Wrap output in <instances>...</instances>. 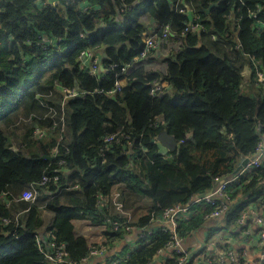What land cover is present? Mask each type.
Returning a JSON list of instances; mask_svg holds the SVG:
<instances>
[{
	"label": "trees",
	"instance_id": "obj_1",
	"mask_svg": "<svg viewBox=\"0 0 264 264\" xmlns=\"http://www.w3.org/2000/svg\"><path fill=\"white\" fill-rule=\"evenodd\" d=\"M56 1L42 8L8 0L0 13V264H80L93 248L78 232L82 221L103 230L109 250L141 233L108 262L180 264L175 252L160 256L173 242L165 212L238 175L214 205L198 202L178 221L184 242L218 220L207 233L216 246L193 258L204 253L199 262L219 264L217 250L234 251L218 243L220 231L243 233L240 221L264 206V162L235 173L264 138L257 75L264 73V0ZM121 4L132 11L120 13ZM152 19L171 28L168 42L180 43L162 59L166 72L140 63L123 73L143 50ZM192 24L203 29L189 32ZM91 49L105 51L102 79L79 61ZM122 79L115 96L95 94ZM65 89L86 95L66 100ZM162 136L167 154H160ZM27 191L36 192L34 201L22 199ZM51 243L67 254L63 261L46 257Z\"/></svg>",
	"mask_w": 264,
	"mask_h": 264
},
{
	"label": "built area",
	"instance_id": "obj_2",
	"mask_svg": "<svg viewBox=\"0 0 264 264\" xmlns=\"http://www.w3.org/2000/svg\"><path fill=\"white\" fill-rule=\"evenodd\" d=\"M36 2V4H39L42 6V8L47 7L48 5H51V3L48 0H45V2H42L43 0H34ZM88 9V7L86 8V10ZM120 13H127L132 11L133 7L129 6L127 4H121L120 6ZM182 11V10H181ZM252 18H256L257 14L254 13L251 15ZM160 28V31L158 32ZM203 27L198 25V24H192L189 26V32L190 31H199L202 30ZM158 30L154 32L153 35H148L147 38L144 40V48L141 51L140 55L135 59L134 61V66L132 67H123L122 68V72H127L130 69L133 70L132 68L135 67V65L142 63L141 61L146 60L149 57V54L153 51H155L156 49L159 48L160 44H163L165 41H168L172 36V30L169 26H163V27H158ZM52 44H56V41L53 40ZM51 44V45H52ZM48 44L44 45V43H41L42 49L46 50L48 48ZM88 56H91L90 51H87L85 53H82L80 56V62L81 65L87 69L90 68L85 62L84 59ZM117 65H111L110 68L114 69L116 68ZM95 72V67H92V69L90 68V73L94 75ZM258 75V83H264V73L258 71L257 73ZM123 80L118 82V84L116 85V88L112 91H108V92H104L103 90H99L96 91L95 94H106L108 96H115L122 84H123ZM163 85L160 84V86H153L152 90H151V94H154L156 92H159L162 90ZM64 92L66 93V100L69 99H74V98H81L84 97L86 95L85 92H81L77 89L74 90H67L65 89ZM37 133L40 134L41 137L44 136V131L41 130H37ZM113 137L111 138H107L106 141H112ZM256 155V154H255ZM264 162V142L262 141L260 144L259 149L257 150V156L251 160L242 170L241 174L243 173L244 169H252V168H256L259 167L262 163ZM48 181L47 178H44L43 183H46ZM239 181V176H235L233 178L227 179V180H220V179H216V188L214 190H212L211 192L205 194V197L203 198H198L196 197L189 205L187 206H181V205H177L174 208L168 209L165 214H164V221L165 224L169 226V228L171 229L172 233H173V242L168 246V248L166 250H163L160 254L161 257H165L169 254H171L172 252H175L180 259V264H186L189 260V258H193L192 254H189L186 249L183 246V242L181 239L178 238L177 236V226H178V221L181 218H188L191 214H193V210H192V206L198 202L201 201H206L207 203H210L211 205L215 204L214 201V197H223V195H225V188L227 185L234 183V182H238ZM36 198V192L35 191H27L22 195V199L24 200H28V201H34ZM118 209H121V205H118ZM221 212H216L213 213L210 217L212 219H217L218 217H220ZM249 217V215L245 216L241 221V225L245 226V229L242 233V238H244L246 241H249L251 239H253V237H256L257 241L260 242V261L258 262H254V263H250L248 262L247 258H246V254L242 255V258L245 260V264H263L264 262V218L263 215H261L259 217V215H257L256 217V225L257 227H255L254 229L249 228V226L246 224V220ZM117 228V227H116ZM256 231V233H255ZM135 232V231H134ZM141 235V233L139 234ZM104 240L102 239V237L100 239H98L96 242H93V248L91 249L89 255L87 257H85L82 262L80 264H86L91 262L94 259H98L101 257H104L108 252H109V248L103 246L101 243ZM205 246H209V248L215 247L216 243H215V239L210 240L209 242H206ZM62 247H57L54 243H51L48 245V251L50 249H52V251H54V254L51 253H46V257L52 261V262H61L63 261V258L67 255L64 251L61 250ZM198 257H200V259H203L206 257V255L203 253L201 255H199ZM197 257V258H198ZM197 258H193L194 261H198ZM218 258V259H217ZM217 261L219 262V264H225L226 261H232L234 262V264H242L240 261V257L234 252V251H219L217 250V256H216ZM78 264V263H75ZM102 264H119V261L114 260L111 262L105 261ZM207 264H212V262L208 259L207 260Z\"/></svg>",
	"mask_w": 264,
	"mask_h": 264
},
{
	"label": "crops",
	"instance_id": "obj_3",
	"mask_svg": "<svg viewBox=\"0 0 264 264\" xmlns=\"http://www.w3.org/2000/svg\"><path fill=\"white\" fill-rule=\"evenodd\" d=\"M7 1L8 0H0V13L2 12L3 5ZM48 1L51 3V5L57 3L56 0H48ZM88 5L92 6L90 3ZM148 20L149 19H147V17H145V16L143 17L144 22H147ZM158 27H159V25L156 24L155 21L152 19L151 22L148 23V31H146L143 34V41L147 38V36L149 34L153 35L154 32L158 30ZM165 45H168V46L176 45V42L171 41ZM164 46H163V50L160 51V49H156L155 51L151 52L149 54V57L147 58L151 62L158 63L161 65L159 68H157L153 71H159L161 73L166 72V65L162 62V59L164 58V56L167 55V54L162 53V51H164ZM175 49L176 48L172 47V48H170L169 51L175 50ZM90 53H91V56L86 57L84 59V62L91 69H92V67H95L94 74L97 75L100 79H102L104 77V70H105L104 67L102 68V65H104L103 61L105 59L104 58L105 51L103 49H94V50L91 49ZM146 67H147V65H146ZM152 69H154V68H152ZM245 76L248 77L247 72H245ZM126 84H127V82L124 79L122 86H125ZM162 85L164 88L168 87L167 83H163ZM251 214L252 215H249V217L247 218L246 224L249 226V228L254 229L255 227H257V225H256L257 215H259V217L261 215L264 216V206L262 209L252 208ZM217 222H218V220H217ZM217 222L213 220V221L207 223V225L205 227H203L202 229L193 233V235L191 237L189 236L183 242V246L189 254L198 255L199 253H201L203 251L205 244L207 242V233L214 230L213 226ZM85 227H87V228H85ZM77 228H78L79 234H82L86 237H88V236L85 234V232L88 233V231H92L94 229V228H91L85 221H82L81 223H79L77 225ZM100 231L103 232V230H100ZM102 232H100L99 236H97V237L94 236L96 238L95 240H98L101 238ZM127 237H130L131 240L127 241L125 239L124 242H127L126 245H129V248L133 247V245H131V243L135 240L137 241L136 232H133L132 234L128 235ZM216 240H218V243L223 242L225 245L229 246L232 250H234V252L238 256L242 257L243 254H246V258H247L248 262H250V263L260 261V252H261L260 246L261 245H260V242L257 241L256 237H253V239L246 241L244 238H242V233L239 234V231H235V233H233V234H224V233H222V231H220L219 235L216 237ZM124 242L120 243L117 247L109 250V252L104 257L94 259L91 262L86 263V264H102L110 256H112L115 253L123 250V248L126 246V245H124ZM157 264H162L161 259L159 260V262H157ZM194 264H204V263H201L198 261V262H195Z\"/></svg>",
	"mask_w": 264,
	"mask_h": 264
},
{
	"label": "rangeland",
	"instance_id": "obj_4",
	"mask_svg": "<svg viewBox=\"0 0 264 264\" xmlns=\"http://www.w3.org/2000/svg\"><path fill=\"white\" fill-rule=\"evenodd\" d=\"M167 43H169V42L168 41H165L163 44H160V46H159L158 49H160V51L163 50V46L165 44H167ZM179 45H180V43H176V45H170V46L165 45L164 46V51H162V53L163 54H168L170 52L169 51L170 48H172V47L177 48V47H179ZM141 62L143 64L147 65L148 69H150V70H155V69H157V68H159L161 66L158 63L151 62L149 59H146V60L141 61ZM152 68H154V69H152ZM248 74L249 73L247 72V75ZM157 86H160V85L159 84H156L155 87H157ZM160 143H162L161 145L164 146V147H165V145H169L170 146L169 140L165 136H162L160 138ZM85 228H87V227H85ZM100 232H101L100 230H97V229L94 228L92 231H88V233L85 232V234L89 237L90 242L93 243V242H96L97 241V240H95L96 238L94 236H96V237L99 236L100 235ZM131 249H133V248H131Z\"/></svg>",
	"mask_w": 264,
	"mask_h": 264
},
{
	"label": "water",
	"instance_id": "obj_5",
	"mask_svg": "<svg viewBox=\"0 0 264 264\" xmlns=\"http://www.w3.org/2000/svg\"><path fill=\"white\" fill-rule=\"evenodd\" d=\"M188 17H189V19L191 20L192 19V15H191V13H189V15H188ZM104 58H106V54L104 53ZM263 142H264V138H263ZM153 143H157V141H153ZM159 143V142H158ZM172 145H173V142H172ZM158 146H159V148H160V154H167V152H168V149L166 148V147H164V146H162L161 144H158ZM257 156V154L256 155H254L252 158H243L242 160H241V162H240V164H239V167L237 168V170H236V174H238L251 160H253L255 157ZM203 197H205V195H201V196H199L198 198H203ZM136 234L138 235L139 234V231H136ZM126 240L127 241H129V240H131V238L130 237H126ZM127 244V242H124V245H126ZM113 254V253H112ZM194 263V260H193V258L191 257V258H189V260H188V262L186 263V264H193Z\"/></svg>",
	"mask_w": 264,
	"mask_h": 264
}]
</instances>
